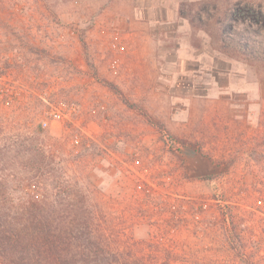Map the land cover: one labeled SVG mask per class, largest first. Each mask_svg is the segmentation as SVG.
Returning <instances> with one entry per match:
<instances>
[{"label":"rangeland","instance_id":"374dc122","mask_svg":"<svg viewBox=\"0 0 264 264\" xmlns=\"http://www.w3.org/2000/svg\"><path fill=\"white\" fill-rule=\"evenodd\" d=\"M235 1L0 0L3 129L47 121L106 242L145 264H264V62L219 35ZM221 97L239 115L212 100L207 120Z\"/></svg>","mask_w":264,"mask_h":264},{"label":"trees","instance_id":"16d2710c","mask_svg":"<svg viewBox=\"0 0 264 264\" xmlns=\"http://www.w3.org/2000/svg\"><path fill=\"white\" fill-rule=\"evenodd\" d=\"M202 17L197 18L200 24ZM225 18L227 22L223 18L218 21L223 40H236L233 50L245 59L264 62V0H236L224 12ZM243 23L248 27L245 33L238 29ZM253 26L256 28L252 34ZM90 67L89 75L98 83L114 91L149 123L163 129L160 120L129 100L92 63ZM3 125L1 120L0 264H145L125 250H113L106 242L98 212L90 205L86 190L66 178L64 165L56 159L57 150L65 153L66 149L49 136L44 127L47 121L42 120L38 128L28 127L13 134L15 137L7 136ZM79 133L73 143L76 146L81 137H86ZM19 192L21 196H17Z\"/></svg>","mask_w":264,"mask_h":264},{"label":"crops","instance_id":"0c3cea01","mask_svg":"<svg viewBox=\"0 0 264 264\" xmlns=\"http://www.w3.org/2000/svg\"><path fill=\"white\" fill-rule=\"evenodd\" d=\"M136 6H137V5H136ZM134 34H135L136 36H139L140 38H143V39L146 38V36H145V35H142V33L135 32ZM212 100H213L214 102H215V101H220V103H221V102H224V103L227 104V105H231V106H232V109H235V110H236V111H235L236 114L239 115V110H238L239 106H236V105L231 104L230 101H229V99H226L225 97H221V98H218V99L211 98V99L205 100V101H208V102L206 103V104H207V108L209 107L208 109H206L207 111H206V113H205V115H208L207 117H205L207 120L210 119V118H209V117H210V113L213 112V111H215V108H213V107L210 108L211 105H215L214 103L210 102V101H212ZM225 104H224V105H225ZM257 105H258L257 102H254L253 105H252V106L255 107V108H254L255 110H256V108H257Z\"/></svg>","mask_w":264,"mask_h":264},{"label":"built area","instance_id":"2783aa9c","mask_svg":"<svg viewBox=\"0 0 264 264\" xmlns=\"http://www.w3.org/2000/svg\"><path fill=\"white\" fill-rule=\"evenodd\" d=\"M112 49L118 50V51H125L126 46L124 44H120L118 41H113L111 43Z\"/></svg>","mask_w":264,"mask_h":264},{"label":"water","instance_id":"95a60500","mask_svg":"<svg viewBox=\"0 0 264 264\" xmlns=\"http://www.w3.org/2000/svg\"><path fill=\"white\" fill-rule=\"evenodd\" d=\"M209 167H206L204 170H197V173H203V172H207V171H209Z\"/></svg>","mask_w":264,"mask_h":264}]
</instances>
